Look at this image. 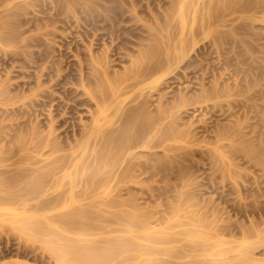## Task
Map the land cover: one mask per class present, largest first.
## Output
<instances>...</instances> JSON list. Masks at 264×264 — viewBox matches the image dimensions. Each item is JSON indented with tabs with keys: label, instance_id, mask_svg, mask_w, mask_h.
<instances>
[{
	"label": "rangeland",
	"instance_id": "rangeland-1",
	"mask_svg": "<svg viewBox=\"0 0 264 264\" xmlns=\"http://www.w3.org/2000/svg\"><path fill=\"white\" fill-rule=\"evenodd\" d=\"M97 1L0 0V264H264L263 0Z\"/></svg>",
	"mask_w": 264,
	"mask_h": 264
},
{
	"label": "bare ground",
	"instance_id": "bare-ground-1",
	"mask_svg": "<svg viewBox=\"0 0 264 264\" xmlns=\"http://www.w3.org/2000/svg\"><path fill=\"white\" fill-rule=\"evenodd\" d=\"M98 1H99V0H98ZM98 1H97V2H98ZM102 1H103V0H102ZM233 1H234V0H233ZM251 1H252V0H251ZM255 1H256V2H258V1L260 2L261 0H255ZM255 1H254V2H255ZM78 2H79V1H78ZM263 2H264V0H263ZM207 3H208V2H207ZM72 4H73V3H72ZM227 4H228V3H227ZM56 5H57V4H56ZM60 5H61V4H60ZM233 5H234V4H233ZM255 5H257V3H256ZM228 6H230V4H229ZM228 6H227V7H228ZM61 7H62V6H61ZM69 7H70V6H69ZM227 7H226V8H227ZM236 7H237V6H236ZM239 7H240V6H239ZM244 7H245V4H244L243 8H244ZM248 7H249V6H248ZM73 8H74V7H73ZM233 8H234V7H233ZM233 8H231V9H233ZM6 9H7V8H6ZM25 9H26V8H25ZM56 9H57V8H56ZM68 9H69V8H68ZM101 9H102V8H101ZM181 9H182V7H181ZM224 9H225V8H224ZM63 10H65V9H63ZM113 10H114V9H113ZM233 10H234V9H233ZM65 11H66V10H65ZM163 11H164V10H163ZM229 11H230V10H229ZM60 12H61V11H60ZM183 13H184V11H183ZM213 13H214V12H213ZM217 13H218V12H217ZM82 14H83V13H82ZM99 14L101 15V13H99ZM179 14H180V18L184 16V14H183V16H182V10H180V13H179ZM89 15H90V14H89ZM89 15H88V16H89ZM94 15H97V14H94ZM221 15H222V14H221ZM55 16H56V15H55ZM88 16H87V17H88ZM108 16H109V15H108ZM108 16H105V17H108ZM118 16H119V15H118ZM1 17H2V16H1ZM57 17H58V14H57L56 18H57ZM103 17H104V16H103ZM2 18H3V17H2ZM83 18H84V16H83ZM94 18H95V17H94ZM94 18H93V19H94ZM96 18H97V17H96ZM98 18H99V17H98ZM100 19H102V18H100ZM215 19H216V18H215ZM98 20H99V19H98ZM84 21H85V20H84ZM92 21H93V20H92ZM98 23H100V22L98 21ZM105 24H106V23H105ZM88 25H89V24H88ZM117 26H118V25H117ZM84 27H85V26H84ZM95 29H96V28H95ZM99 29H100V28H99ZM105 30H106V29H105ZM11 32H12V31H11ZM97 32H98V31H97ZM112 32H113V31H112ZM93 34H94V33H93ZM90 35H91V34H90ZM100 35H101V34H100ZM3 37H4V36H3ZM6 37H7V36H6ZM87 38H88V37H87ZM0 39H1V38H0ZM24 39H25V38H24ZM39 39H40V38H39ZM90 39H91V38H90ZM2 40H3V39H2ZM6 40H7V39H6ZM6 40H3V41H6ZM14 40H15V39H14ZM28 40H29V39H28ZM45 40H46V38H45ZM19 41H20V39H19ZM89 42H90V41H89ZM118 46H119V45H118ZM115 48H116V47H115ZM131 49H133V48H131ZM8 51H9V50H8ZM102 52H103V51H102ZM109 53H110V52H109ZM176 53H177V52H176ZM183 53H184V52H183ZM18 54H19V53H18ZM24 54H25V53H24ZM106 54H107V53H106ZM106 54H105V58L108 59L109 56L107 55V57H106ZM180 54H181L180 57L176 59L177 64L179 65V64H181V63H184L185 66L188 65L189 62H187V60H186L185 58H187L189 54L187 53V55H186V52H185V54H182V53L180 52ZM89 55H90V54H89ZM100 55H101V54H100ZM177 56H178V55H177ZM98 57H99V56H98ZM43 58H44V57H43ZM101 58H104V56L101 57ZM105 58L102 59V60L104 61ZM22 59H23V58H22ZM32 59H33V58H32ZM41 59H42V58H41ZM45 59H46V58H45ZM107 59H106V60H107ZM102 60L100 59V61H99V60H98V61L101 63ZM106 60H105V61H106ZM32 61H33V60H32ZM113 61H114V60H113ZM77 62H78V61H77ZM90 62H91V61H90ZM107 62H109V59L107 60ZM139 62H140V61H139ZM176 62H175V63H176ZM97 63H98V62H97ZM103 63H106V62H103ZM58 64H59V63H58ZM107 64H108V63H107ZM110 64H111V62H110ZM167 64H168V63H167ZM98 65H99V63H98ZM174 65H175V64H174ZM99 66H103V64L101 63ZM99 66H96V67H97V70H98V67H99ZM108 66H109V65H108ZM96 67H94V68H96ZM94 68H93V70H94ZM101 68H102V67H101ZM104 68H105V67L103 66V69H104ZM149 68H150V67H149ZM153 68H154V67H153ZM105 69H106V68H105ZM132 69H133V68H132ZM100 70H102V69H100ZM152 70H154V69H152ZM75 71H76V70H75ZM102 71H103V70H102ZM104 71H105V70H104ZM141 71H142V70H141ZM155 71H156V70H155ZM158 71H159V70H158ZM100 72H101V71H99V73H100ZM111 72H112V71H111ZM114 72H115V71H114ZM126 72H127V71H126ZM151 72H153V71H151ZM79 73H80V72H79ZM105 73H106V72H105ZM108 73H109V72H108ZM153 73H154V72H153ZM97 74H98V73H97ZM134 74H136V73H134ZM144 75L146 76V74H144ZM86 76H87V75H86ZM102 76H103V74H102ZM147 76H149V75H147ZM150 76H152V75H150ZM150 76H149V77H150ZM91 77H92V76H91ZM91 77H88V78H87V81H89V80L91 81V80L93 79L94 76H93L92 78H91ZM103 77H104V76H103ZM80 78H81V77H80ZM104 78H105V77H104ZM126 79H127V78H126ZM162 79H163V75H162V77H158V79H155V81L153 80L152 83L150 82V84H148V85L146 86V89L149 90V91H153V90H155L156 88L158 89V87H156V86H158L157 84H158L160 81H162ZM84 80H85V79H84ZM93 80H94V79H93ZM93 80H92L91 84L94 83ZM102 80H103V79H102ZM127 80H128V79H127ZM127 80H124V83H125ZM57 81H58V80H57ZM119 81H120V80H119ZM121 81H122V80H121ZM121 81H120V82H121ZM139 81H140V80H139ZM139 81L135 80V81H132V82H130V83H127V84H125V85H123V86H117V87H115V85L118 84V83L116 82V84L114 83V84H115L114 86L112 85V86H113L112 89H111V88L108 89L109 92H107V93H110V90H111V93H110V94H111V95H110L111 98H113V99H115V100H116L117 98H119V100L117 99V100L119 101V106H118V108H117V112L121 113V115H123V116L125 117V118L123 117V119H125V121H126V119L129 120L130 114L133 116L134 112L136 113V110L134 111V109H132V110L130 111V112L134 111L133 114L130 113V112L128 111L129 109L126 110V111L124 110V104H123V103L125 102L126 99L129 98V97L127 98V95H126V94L128 93V88H130V87H136V85L139 83ZM76 82H77V81H76ZM89 83H90V82H89ZM105 83H106V82H105ZM124 83H123V84H124ZM156 83H157V84H156ZM55 84H56V83H55ZM60 84H61V83H60ZM68 84H69V83H68ZM91 84H90V85H91ZM100 84H101V83H100ZM120 84L122 85V83H120ZM120 84H119V85H120ZM106 85H107V84H106ZM108 85H109V83H108ZM213 85H214V84H213ZM102 86H103V85H102ZM112 86H109V87H112ZM204 86H205V85H204ZM109 87H108V88H109ZM144 87H145V86H144ZM218 87H219V86H218ZM218 87H216V88L214 89V91L212 92V96H214V97L216 96L217 98H219V97H221V96H224V95L226 94V91H224L223 88H218ZM99 88L101 89V86H100ZM102 89H103V87H102ZM228 89H229V88H228ZM42 90H43V89H42ZM46 90H47V89H46ZM106 90H107V89H106ZM225 90H226V89H225ZM81 91H82V90H81ZM101 91H102V90H101ZM101 91H100V92H101ZM143 91H144V90H143ZM51 92H52V91H51ZM53 92H54V91H53ZM68 92H69V91H68ZM102 92H103V91H102ZM129 92H130V91H129ZM210 92H211V91H210ZM227 92H229V91L227 90ZM76 93H77V92H76ZM82 93H83V92H82ZM91 93H92V91H91ZM91 93L88 91V95H87V96H90V98H91L92 100H95L97 105H98V103L100 104V103L103 101V100L101 101V99H103L104 97H102L101 95L98 96V95H96V94L93 95L94 93H93V94H91ZM107 93H106V94H107ZM224 93H225V94H224ZM46 94H47V93H46ZM74 94H75V93H74ZM83 94H84V93H83ZM101 94H102V93H101ZM209 94H210V93H209ZM209 94H205L204 96H203V95H202V96L199 95V96H200V100H201V99H203V100L206 99V100H207L208 97H211V96H210L211 94H210V95H209ZM223 94H224V95H223ZM69 95H70V94H69ZM104 95H105V94H104ZM206 95H209V96H206ZM227 95H228V94H227ZM106 96H107V95H105V97H106ZM139 96H140V94H139ZM66 97H67V96H66ZM107 97H108V96H107ZM195 97H196V96H195ZM182 98H184V97H182ZM197 98H198V96H197ZM187 99H188V98H187ZM189 99H190V98H189ZM195 99H196V98H195ZM198 99H199V98H198ZM209 99H210V98H209ZM65 100H66V99H65ZM77 100H78V99H77ZM83 101H84V98H83L82 100H80L78 103H81V102H83ZM90 101H91V100H90ZM104 101L106 102L107 100H104ZM118 101H117V102H118ZM193 101H194V100H193ZM66 102H67V101H66ZM75 102H76V101H75ZM85 102H86V101H85ZM191 102H192V101H191ZM61 103H63V102H61ZM180 103H181V102H180ZM65 104H67V103H65ZM101 104H102V103H101ZM103 104H104V103H103ZM103 104H102V106H103ZM223 104H224V103H223ZM104 105H105V104H104ZM136 105H137V104H136ZM236 105H237V104H236ZM236 105H235V106H236ZM238 105H240V104H238ZM213 106H214V105H213ZM73 107H74V106H73ZM76 107H77V106H76ZM106 107H107V106H106ZM177 107H178V106H177ZM65 108H66V107H65ZM101 108H103V109H101ZM101 108H100V111L97 110V111H98V115H96L97 111H96V113L94 114V116H96V118L94 119V121H95V123H97V124H96L97 129L101 128L100 125H102V122H103V124L106 123L105 126L102 125V127L104 126V128H105L106 126L109 127L110 124H111V122H112V121H111L112 118H109V116H108V115H109V114H108L109 109H107V108L104 109L105 107H101ZM141 108H142V107H141ZM214 108H215V107H214ZM214 108H213V109H214ZM221 108H222V107H221ZM241 109H242V108H241ZM139 110H140V109H138L137 111L139 112ZM226 111H227V110H226ZM128 112H129L130 114H129ZM138 112H137V114H138ZM140 112H141V111H140ZM212 112H213V110H212ZM67 113H68V112H67ZM142 113H143V112H142ZM106 114H107V116H106ZM70 116H71V115H70ZM98 116H102V118H101V117L99 118ZM231 116H232V115H231ZM92 117H93V116H92ZM136 117H137V116L135 115L134 118H136ZM108 118H109V119H108ZM104 119H105V122H104V121H101V120H104ZM132 119H133V118H132ZM106 120H107V122H106ZM97 121H98L99 123L101 122V124L98 125V122H97ZM125 121H124V122H125ZM132 121H133V120H132ZM141 121H142V120H141ZM124 122H123V123H124ZM239 122H240V121H239ZM93 123H94V122H93ZM112 123H113V122H112ZM123 123H122V124H123ZM125 123H126V122H125ZM113 124H114V123H113ZM122 124H121V125H122ZM126 124H128V123H126ZM94 125H95V124H94ZM94 125H92V127H90V130H89V134H88V135L91 134L90 131H91V128H93ZM121 125H120V128H122ZM136 125H137V124H136ZM237 125H238V124H237ZM90 126H91V125H90ZM98 126H99V127H98ZM112 126H113V125H112ZM126 126H127V125H126ZM123 127H124V126H123ZM133 127H134V126H133ZM237 127H238V126H237ZM118 128H119V127H118ZM138 128H139V127H138ZM36 129H37V128H36ZM88 129H89V128H88ZM93 129H94V128H93ZM93 129H92V130H93ZM101 129H102V128H101ZM115 129H116V128H115ZM123 129H124V128H123ZM27 130H28V129H27ZM39 130H40V129H39ZM99 130H100V129H99ZM103 130H104V129H103ZM240 130H241V129H240ZM93 131H94V130H93ZM100 131L102 132V130H100ZM100 131H98V133H101ZM104 131H106V130H104ZM113 131H114V130H113ZM117 131H118V130H117ZM142 131H143V129H142ZM218 132H219V131H218ZM230 132H231V131H230ZM235 132H236V131H235ZM87 133H88V132H87ZM96 133H97V132H96ZM107 133H108V132H107ZM111 133H112V132H111ZM222 133H223V132H222ZM109 134H110V132H109ZM112 134H113V133H112ZM86 135H87V134H86ZM104 135H105V138H106V134H104ZM104 135H103V136H104ZM133 135H134V134H133ZM217 135H218L217 138H221V139H222V138L225 139V138L228 137V136L226 137V134H224V135H222V134H217ZM228 135H229V134H228ZM101 136H102V134L100 135V137H101ZM130 136H131V135H130ZM229 136H230V135H229ZM87 137H88V141H89V138H90V137H89V136H87ZM124 137H125V139H126V135H125ZM124 137H123V138H124ZM133 137H134V136H133ZM135 137H136V136H135ZM32 138H33V137H32ZM117 138H118V137H117ZM120 138H121V137H120ZM127 138L129 139L128 136H127ZM137 138H138V136H137ZM139 138L141 139L142 137H139ZM139 138H138V139H139ZM160 138H161V137H160ZM94 139H96V138L94 137ZM125 139H123L124 141L122 142V144L125 142ZM138 139L135 138V140H138ZM142 139H143V138H142ZM157 139H158V137H157ZM126 140H127V139H126ZM88 141L85 140L86 144H85V146H83V149H84V147H85V150H86V147L89 146V145H88V144H89ZM108 141H109V140H108ZM140 141H141V140H140ZM140 141L138 140V142H140ZM142 141H143V140H142ZM221 141H222V140H221ZM37 142H38V141H37ZM39 142H40V141H39ZM49 142H50V141H49ZM49 142H48V143H49ZM83 142H84V141H83ZM96 142H97V141H96ZM136 142H137V141H136ZM158 142H159V140H158ZM48 143H47V146H48ZM116 143H117V142H116ZM82 144H83V143H82ZM95 144H96V143H95ZM106 144H107V143H106ZM122 144H121V145H122ZM133 144H134V142H133ZM133 144H132V146H133ZM156 144H157V141H156ZM217 144H218V143H217ZM35 145H36V144H35ZM83 145H84V144H83ZM86 145H87V146H86ZM108 145H109V144H108ZM121 145L119 144V148L117 147L118 150L120 149V147L123 148V145H124V144H123L122 146H121ZM134 145H135V144H134ZM32 146H33V145H32ZM43 146H44V145H43ZM47 146H46V147H47ZM24 147H25V146H24ZM24 147H22L23 150H24ZM27 147H28V146H27ZM35 147H36V146H35ZM41 147H42V146H41ZM41 147H40V148H41ZM37 148H38V147H37ZM42 148H44V147H42ZM42 148H41V150H42ZM114 148H116V147H114ZM117 148H116V150H117ZM124 148H125V146H124ZM133 148H134V147H133ZM26 149H28V148H26ZM32 149H33V148H32ZM38 149H39V148H38ZM112 149H113V148H112ZM34 150H35V149H34ZM121 150H122V149H120L119 151H121ZM126 150H127V149H126ZM35 151H36V150H35ZM18 152H20V151H18ZM101 152H102V151H101ZM101 152H99V153H101ZM110 152H111V151H110ZM113 152H114V149H113ZM121 152H122V151H121ZM124 152H125V150H124ZM91 153H92V152H91ZM117 153H118V152H117ZM97 154H98V153H97ZM109 154H110V153H109ZM106 155H107V154H106ZM111 155H112V154H111ZM114 155H116V151H115ZM78 156H79V155H78ZM96 156H97V155H96ZM112 156H113V155H112ZM115 157H116V156H115ZM56 158H58V157H56ZM62 158H64V157H62ZM62 158L60 157L59 159H56V160L53 159V160H55L54 163L60 160V163H61V164H64L65 162H61V161H62V160H61ZM87 158H88V157H87ZM6 159L8 160L9 157L6 158ZM19 159H20V158H19ZM22 159H23V158H22ZM25 159H26V158H25ZM70 159H71V158H70ZM97 159H98V158H97ZM114 159H115V158H114ZM114 159H113V161H114ZM4 160H5V159H4ZM17 160H18V159H17ZM17 160H16V161H17ZM26 160H27V159H26ZM66 160H67V159H66ZM110 160H111V159H110ZM117 160H118V159H117ZM124 160H125V159H124ZM5 161H6V160H5ZM108 161H109V160H108ZM111 162H112V161H111ZM127 162H128V161H127ZM57 163H58V162H57ZM72 163H74V161H73ZM72 163H71V164H72ZM103 163H104V162H103ZM164 163H165V162H164ZM32 164H33V163H32ZM61 164H60V166H61ZM109 164H111V163H109ZM112 164H113V163H112ZM119 164H120V163H119ZM1 165H2V164H1ZM65 165H66V164H65ZM102 165H103V164H102ZM62 166H63V165H62ZM141 166H142V165H141ZM57 167H58V166H57ZM58 168H59V167H58ZM62 168H63V167H62ZM62 168H61V169H62ZM36 169H37V168H36ZM55 169H56V168H55ZM61 169H60V170H61ZM94 171H95V170H94ZM53 172L55 173V170H54ZM57 172H58V171H57ZM60 172H61V171H60ZM45 174H46V173H45ZM46 175H48V174H46ZM46 175H44V174H43V176L40 175V176H41L40 178H42V177L44 178ZM52 175H53V174H52ZM54 175H55V174H54ZM54 175H53V176H54ZM72 175H73V174H72ZM72 175H71V176H72ZM48 176H49V175H48ZM63 176H65V175H63ZM63 176L61 175V177H63ZM74 176L77 177L76 175H74ZM86 176H87V175H86ZM46 177H47V176H46ZM68 177H69V176H68ZM75 177H72V178L74 179ZM82 177H83V176H82ZM128 177H129V175H128ZM33 178H34V177H33ZM49 178H50V177H49ZM63 178H65V177H63ZM63 178H61V179H63ZM69 178L72 179L71 177H69ZM77 178H78V177H77ZM75 179H76V178H75ZM82 179H83V178H82ZM52 180H53V179H52ZM50 181H51V180H50ZM54 181H55V180H54ZM95 181H96V180H95ZM98 181H99V179H98ZM98 181H96V182L98 183ZM102 181H104V180H102ZM106 181H107V180H106ZM39 182L41 183V181H39ZM43 182H44V181H43ZM48 182H49V181H48ZM55 182H57V181H55ZM46 183H47V182H46ZM57 183H59V182H57ZM57 183H56V184H57ZM97 183H96V184H97ZM102 183H103V182H102ZM104 183H105V182H104ZM44 184H45V183H43V185H44ZM52 184H53V183H52ZM70 184H72V183H70ZM83 184H84V183H83ZM99 184H101V183H99ZM53 185H54V184H53ZM60 185H63V184H60ZM72 185H73V184H72ZM111 185H112V184H111ZM39 186H42V185H39ZM76 186H77V185H76ZM33 187H34V186H33ZM73 187H74V186H73ZM114 188H115V187H114ZM27 189H28V188H27ZM41 189H42V188H41ZM74 189H75V188H74ZM44 190H45V189H44ZM69 191H70V190H69ZM72 191H73V189H72ZM56 192H57V191H56ZM34 193H35V192H34ZM43 193L46 194V192H43ZM71 193H72V192H71ZM71 193H70V194H71ZM31 194H32V190H31ZM72 195H73V193H72ZM72 195H71V197H72ZM40 196H41V195H40ZM57 196H58V195H57ZM61 196H62V195H61ZM68 196H69V195H68ZM68 196H67V197H68ZM52 197H53V196H52ZM69 197H70V196H69ZM69 197H68V198H69ZM73 197H74V196H73ZM73 197H72L71 199H73ZM64 198H65V197H64ZM68 198H67V199H68ZM74 198H75V197H74ZM53 199H55V197H54ZM117 199H118V198H117ZM51 200H52V199H51ZM51 200H50V201H51ZM59 200H60V199H59ZM48 201H49V200L45 201V203L43 202V204H45V206H46V203H48ZM113 201H114V200H113ZM53 202H54V201H53ZM109 203H110V202H109ZM111 203H112V202H111ZM129 203H130V202H129ZM107 204H108V203H107ZM113 204H114V203H113ZM116 204H117V203H116ZM123 204H125V203H123ZM123 204H120V205H123ZM47 205H48V204H47ZM64 205H65V204H64ZM110 205H112V204H110ZM120 205H119V206H120ZM128 205H129V204H128ZM130 205H131V204H130ZM45 206H44V207H45ZM48 206H49V205H48ZM59 206H60V205H59ZM53 207H54V206H53ZM55 207H56V206H55ZM60 207H61V206H60ZM46 209H47V208H46ZM123 210H124V209H123ZM77 211H79V210H77ZM119 211H122V210H119ZM119 211H118V212H119ZM69 212H71V211H69ZM72 212H73V210H72ZM72 212H71V213H72ZM74 212L76 213L75 210H74ZM86 212H87V211H86ZM106 212H107V211H106ZM115 212H116V211H115ZM115 212H114V213H115ZM123 212H124V211H123ZM123 212L121 213V217H122V218H124V217L126 218V214H125V213H128V214L131 213V212L129 213V211L126 212V210H125V213H123ZM75 213H74V214H75ZM82 213H83V212H82ZM82 213H80V211H79V213H77V215H78V214L81 215ZM84 213H85V212H84ZM84 213H83V214H84ZM147 213H148V212H147ZM83 214H82V215H83ZM115 214H117V212H116ZM119 214H120V213H119ZM137 214H138V213H137ZM117 215H118V214H117ZM115 216H116V215H115ZM136 216H138V215H136ZM136 216H134L135 218L133 217L134 220H137V217H136ZM141 216H143V215L141 214ZM141 216H140V214H139L138 217H141ZM112 217H114V216H112ZM121 217H120V218H121ZM127 217H128V216H127ZM129 217H132V216H129ZM86 218H87V217H86ZM145 218H146V217H145ZM115 219H116V218H115ZM117 219H118V218H117ZM117 219H116V221H117ZM130 219H131V218H130ZM139 219H141V218H139ZM142 219H143V218H142ZM131 220H132V219H131ZM113 221H114V219H113ZM124 221L126 222L125 224L128 223V225L130 224V226L137 227V228L139 229V232H138V233H140V234H141L140 230L142 231V229H144V228H145V230H147L146 228H148V227H147L148 225H147L146 223H145V225H147L146 227H143V226H142V224L144 223L145 220H144V221L141 220V222L143 221V223H142V224H137V225H132L133 222H131V223H132V224H131V223H129L130 220L127 221V219H126V220L124 219ZM68 222H69V221H68ZM122 222H123V221H122ZM135 222H136V221H135ZM135 222H134V223H135ZM114 223H115V221H114ZM136 223H140V222H138V220H137ZM136 223H135V224H136ZM69 224L72 225V223H69ZM123 224H124V222H123ZM73 225H74V224H73ZM83 227H84V228H83V229H80V230H85V228L88 229V226L86 227V226L84 225ZM121 227H122V226H121ZM124 229H125V228H124ZM149 229H150V228H149ZM126 230H127V229H126ZM145 230H144V231H145ZM86 231H87V230H86ZM84 232H85V231H84ZM84 232H82V233H84ZM85 233H86V232H85ZM135 233H137V232H135ZM138 233H137V234H138ZM123 239H125V238H123ZM125 240H126V239H125ZM127 240H129V239L127 238ZM117 241H118V240H117ZM119 241H121V240H119ZM113 242H114V240H113ZM115 242H116V241H115ZM123 242H124V243H123ZM130 242H132V240H130ZM121 243H122V244H121ZM121 243H120V244H121V246H122L123 251H122V250H121V251L119 250V252H117V253H120V252H122V253H123V252H126V251H127L126 249L129 250V249H131V248L133 247V245H134V244L131 245L130 243L125 242L124 240H122ZM133 243H134V242H133ZM114 244H116V243H114ZM88 246L90 247L91 245H88ZM113 246H115V245H113ZM118 246H119V245H118ZM118 246L116 245V246L114 247V248H115V249H114L115 251L117 250V248H119V247L121 248V246H119V247H118ZM73 247L80 249V248H79L80 246H79V247H78V246H73ZM84 247H87V245L84 246ZM89 247H88V248H89ZM88 248H82V250H81V251H83L84 249H86V250L83 251V252H85L84 254H85L86 257H84V255H83L82 252L80 251L83 257H82L81 255H78V256H77L78 259H79V257H80V259H79L80 261H79V262H81V263H83V262H84V263H85V262H88V261H89L88 259L90 258V256L92 257V255H91V248H90V249H88ZM107 248H108V247H107ZM96 249H98V248H96ZM132 249H133V248H132ZM134 249H135V248H134ZM87 250H88V251L90 250V252H88ZM124 250H126V251H124ZM75 251H76V250H75ZM77 251H79V250H77ZM86 251H87V252H86ZM98 251H99V250H98ZM98 251H97V252H98ZM100 251H101V250H100ZM103 251H108V250H106V248H105L104 250H102V253L99 252V253L101 254L100 257H99L100 254L98 255L99 258H102V256L105 255V254H103ZM109 251H110V249H109ZM109 251H108V252H109ZM153 251H154V250H153ZM168 251H170V253H168L169 255H164V256H167V258H165V260H166L165 262H167V263L169 262V261H167V259H170V258H168V257L171 256V253H173V255H174V252H175L176 250H174V252H173V250H168ZM179 251H180V250H179ZM179 251H177V253H178ZM163 252H164V251H163ZM86 253H87V255H86ZM92 253H93V252H92ZM104 253H105V252H104ZM106 253H107V252H106ZM114 253L116 254V252H114ZM122 253H121V254H122ZM141 253H142V252H141ZM141 253H139L138 256H140ZM153 253L155 254V251H154ZM160 253L162 254V252H160ZM164 253H166V252H164ZM181 253L183 254V251H182ZM186 253H188V252H186ZM79 254H80V253H79ZM115 254L113 255V253H112L111 255H112V256H116ZM121 254H120V255H121ZM124 254H125V253H124ZM143 254H144V253H143ZM146 254H147V253H146ZM146 254H145V255H146ZM150 254L153 255L152 253H150ZM157 254H158V252L156 253V255H157ZM175 254H176V253H175ZM184 254H185V253H184ZM141 255H142V254H141ZM173 255H172V256H173ZM177 255H178V258H179V257H180V256H179L180 254H176V255H174L173 257H175V256H177ZM185 255H186V254H185ZM106 256H108V255H106ZM117 256H118V255H117ZM117 256H116V257H117ZM138 256H137V257H138ZM172 256H171V259H170V260H171L170 263L173 261V260H172V258H173ZM189 256H191V257H189ZM189 256H187V257H189V258H192V257H193V255H189ZM197 256H198V255H197ZM197 256H195V257L197 258ZM199 256H200V255H199ZM81 257L84 258L85 261H81ZM116 257H115V258H116ZM181 257H185V256H181ZM181 257H180V258H181ZM85 258H88V259H85ZM175 258H176V257H175ZM185 258H186V257H185ZM185 258H184V260H185ZM105 259H107V258H105ZM111 259H112V257H111L110 259H108V260H111ZM113 259H114V258H113ZM149 259H150V258H149ZM162 259L164 260V258H162ZM173 259H174V258H173ZM181 259H182V258H181ZM181 259H180V260H181ZM187 259H188V258H187ZM192 259H193V258H192ZM229 259H230V258H229ZM86 260H88V261H86ZM97 260H98V259H97ZM101 260H102V259H101ZM101 260L99 259L100 262H101ZM108 260H107V261H108ZM176 260H177V259H176ZM91 261H93L92 258L90 259V262H89L88 264H90ZM94 261H95V260H94ZM105 261H106V260H105ZM211 261H212V260H211ZM224 261H225V260H224ZM229 261H230V260H229ZM95 262H96V261H95ZM154 262H155V261H154ZM157 262H158V261H157ZM173 262H176V261H173ZM204 262H205V261H204ZM204 262H203V263H204ZM207 262H208V261H207ZM207 262H205V264H206ZM150 263H152V261H150ZM170 263H169V264H170ZM190 263H192V262H190ZM190 263H189V264H190ZM193 263H195V262H193ZM193 263H192V264H193ZM198 263H199V262H197V264H198ZM85 264H86V263H85ZM98 264H99V262H98ZM172 264H174V263H172ZM176 264H177V263H176ZM180 264H182V263H180ZM200 264H201V263H200ZM208 264H209V262H208ZM214 264H215V263H214ZM220 264H221V263H220ZM227 264H240V263H237V262H234V261H233L232 263L230 262V263H227ZM241 264H242V263H241Z\"/></svg>",
	"mask_w": 264,
	"mask_h": 264
}]
</instances>
